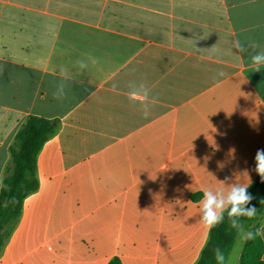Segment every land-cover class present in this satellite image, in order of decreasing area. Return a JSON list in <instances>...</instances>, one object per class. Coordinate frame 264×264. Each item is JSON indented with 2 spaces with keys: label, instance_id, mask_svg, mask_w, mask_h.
I'll return each mask as SVG.
<instances>
[{
  "label": "crops",
  "instance_id": "obj_1",
  "mask_svg": "<svg viewBox=\"0 0 264 264\" xmlns=\"http://www.w3.org/2000/svg\"><path fill=\"white\" fill-rule=\"evenodd\" d=\"M235 40L264 50V0H0V192L26 120L57 125L0 264H197L203 190L253 185L264 149V67Z\"/></svg>",
  "mask_w": 264,
  "mask_h": 264
},
{
  "label": "trees",
  "instance_id": "obj_2",
  "mask_svg": "<svg viewBox=\"0 0 264 264\" xmlns=\"http://www.w3.org/2000/svg\"><path fill=\"white\" fill-rule=\"evenodd\" d=\"M56 131L57 125L54 121L30 116L15 136L0 192V252L20 219L26 197L39 188L36 176L37 156ZM247 191L254 197L248 207H256V215L251 219L241 217L239 223L242 227L237 229L231 226L225 213L223 222L211 227L209 239L197 264H226L243 229L247 234L240 264H264V242L259 233L261 221L264 219V183L260 177ZM108 264L122 263L115 257Z\"/></svg>",
  "mask_w": 264,
  "mask_h": 264
},
{
  "label": "clouds",
  "instance_id": "obj_3",
  "mask_svg": "<svg viewBox=\"0 0 264 264\" xmlns=\"http://www.w3.org/2000/svg\"><path fill=\"white\" fill-rule=\"evenodd\" d=\"M214 47V46H213ZM233 47L238 53H248L249 49L252 50L253 54L250 56L252 66L256 71H260L264 67V50L256 51L259 47L254 41H249L247 44L242 43L240 40H235L233 42ZM219 76H224L223 71L218 72ZM59 87H63L60 85ZM113 90L115 87L113 86ZM151 89L145 84L141 83L138 88L128 92V100L136 105L141 106L144 111L142 115L147 119L151 110L148 108L149 95ZM62 95L57 92L54 93V98H61ZM158 103V97L154 98V105ZM234 153V149L231 150ZM255 172L260 177L261 182L264 183V149H258L255 155ZM223 167V165H221ZM168 166L164 163L161 165L159 172L166 171ZM249 177L247 170L243 172ZM225 187H218L216 189L206 188L203 190V196L200 201V222L205 226L211 228L222 223L227 213V217L230 221L232 227L240 229L242 226L239 223L241 217H247L249 219L256 215V207H248L254 197L247 191L251 185V180L249 178V183L241 184L234 182L227 184L225 181H221Z\"/></svg>",
  "mask_w": 264,
  "mask_h": 264
},
{
  "label": "rangeland",
  "instance_id": "obj_4",
  "mask_svg": "<svg viewBox=\"0 0 264 264\" xmlns=\"http://www.w3.org/2000/svg\"><path fill=\"white\" fill-rule=\"evenodd\" d=\"M245 239H246V230L243 229L239 233V236L237 237L235 246H234L233 251L231 253V256H230V264H233L234 263L235 257L237 256V254L242 249L243 243L245 242Z\"/></svg>",
  "mask_w": 264,
  "mask_h": 264
},
{
  "label": "water",
  "instance_id": "obj_5",
  "mask_svg": "<svg viewBox=\"0 0 264 264\" xmlns=\"http://www.w3.org/2000/svg\"><path fill=\"white\" fill-rule=\"evenodd\" d=\"M27 126H25V128H26Z\"/></svg>",
  "mask_w": 264,
  "mask_h": 264
}]
</instances>
